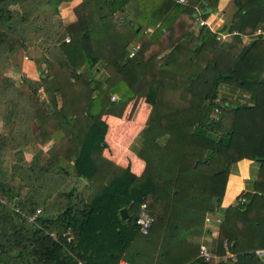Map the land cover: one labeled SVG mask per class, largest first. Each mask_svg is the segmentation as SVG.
Returning <instances> with one entry per match:
<instances>
[{"label":"trees","instance_id":"16d2710c","mask_svg":"<svg viewBox=\"0 0 264 264\" xmlns=\"http://www.w3.org/2000/svg\"><path fill=\"white\" fill-rule=\"evenodd\" d=\"M62 1L0 0V62L8 63L16 48L30 51L39 80L21 79L30 88L25 98L37 123L31 138L53 139L29 161L22 149L15 150L7 164L10 144L0 134V264H76L77 258L87 264H117L122 258L157 264L165 255L167 264H264L253 252L264 247V180L254 182V191L242 190L221 213L216 252H223L227 239L235 261H205L196 256L198 246L172 255V248L153 239L155 229L180 226L181 207L198 204L203 213L217 212L233 161L255 159L264 168V74L248 77L256 49L264 51V38L253 33L259 23L264 28V0H233L229 41L207 26L200 36L188 29L197 7L206 14L202 0H81L73 7L75 21L55 25L51 16ZM205 1L215 9L218 0ZM144 21L156 26L128 55ZM204 43L239 44L238 60L215 72L210 90L199 95L189 84L207 63L199 53ZM96 64L106 73L104 86L94 76ZM220 84L249 93L252 102L215 100ZM113 93L118 98L111 99ZM135 94L151 104L138 150L145 166L138 176L126 170L110 175L99 154L106 124L95 117L118 113ZM215 106L219 111L212 116ZM8 172L35 182L22 190L5 183ZM65 176L85 178L91 186L85 192L72 182L61 186ZM52 180L57 186L41 190ZM142 201L153 216L146 234L134 223Z\"/></svg>","mask_w":264,"mask_h":264},{"label":"crops","instance_id":"0c3cea01","mask_svg":"<svg viewBox=\"0 0 264 264\" xmlns=\"http://www.w3.org/2000/svg\"><path fill=\"white\" fill-rule=\"evenodd\" d=\"M80 1L81 0L62 1L58 5V13L51 16V22L55 25H66L75 21L76 16L73 7ZM232 11L233 0H218L215 9H211L210 12L202 16L211 25L209 28L217 31L218 37L222 40H230L226 22ZM114 17H122V20L124 19L123 14H115ZM135 25H137L136 28H138L139 24L135 23L134 26ZM155 26V23L148 21L142 22L139 31L141 35L138 39L136 37L132 41L128 49L130 50L133 47L137 48L139 43L155 28ZM257 27L262 28V24H257L254 30ZM188 29L191 30L193 34L200 36L203 28L193 21ZM242 38L244 39L246 36H242ZM83 42L85 43L86 40H83ZM198 42L200 43L201 40ZM227 45V47H220L204 43L199 53L207 58V63L205 67L198 71L189 84L192 91L199 95L209 91L215 72H225L237 62L238 57L235 49L239 44L235 46V43H233L231 46L230 43H227ZM24 55L27 57L25 58ZM93 69L94 76L98 78L101 85L104 86L103 80L106 73L103 67L96 64ZM2 72L4 74L0 71V75H3L5 79H7L6 81L10 82L11 85H7L4 88L6 101L8 103H4V105H6L4 107L7 108V111L5 109L4 112H0V134L8 138L14 134L22 135L26 133L30 135L29 138H31L32 134L36 131L37 123L30 115L28 103L25 98L27 94L30 93V88L23 83L26 89H19L17 84L13 83L14 79L20 77L29 78L33 82L39 80V70L36 68L30 51L16 48L10 55V61L3 65ZM262 74H264V51L261 46H258L250 63L248 77H259ZM14 89L18 90V96H21L18 97L17 100L9 98L11 97V91ZM37 91L39 94V91H42V87H39ZM112 95L118 98L116 93ZM223 97L242 99L248 102H252L253 100L249 93H240L237 88H232L226 84H220L218 86V97L215 100H219ZM10 105H19L18 107H21V110L17 108L20 112L17 111V115L15 113H9L8 110ZM150 111L151 104L145 99V96L142 94H135L124 103L118 113L105 112L95 117L96 121L102 120L106 124L103 137L104 142L99 154L106 160L102 165L109 169L108 174H118L123 170L129 171L137 176L142 173L145 162L138 155L141 143L140 134L146 124ZM52 141L53 139H47L46 142L41 143L35 141V143L42 151H46ZM32 142L33 141H31V144ZM6 148L10 147L7 146ZM9 151V149H6L5 154H8ZM28 152L30 155L28 156L25 154V161H29L32 157L33 152L30 149H28ZM6 163H8L7 160ZM5 177L6 176L3 177V180L5 183L9 184ZM69 177H72V184H75L79 192H85L88 190V187L91 186L90 181L85 178L68 176V178ZM261 180H264V168L260 166L257 160L242 157L233 161L229 167L224 195L219 205V212L223 213L227 206L234 203L235 198H237V195L242 190L254 191V182ZM181 215L182 219L178 228H170L165 231L161 227L160 229L154 230L153 239L159 247H161L162 244L163 246L165 245L172 248V255L182 254V251L186 249H196L200 244H207L211 248L215 247V240L219 227V223H216V219L219 217L216 214V210L214 212L203 213L201 206L198 204H190L189 208L185 206L184 208L181 207ZM171 234H174V238L172 239H170ZM212 260L216 261V259ZM167 261L169 260H167V256L165 255L163 258L161 257L157 264H167Z\"/></svg>","mask_w":264,"mask_h":264},{"label":"built area","instance_id":"2783aa9c","mask_svg":"<svg viewBox=\"0 0 264 264\" xmlns=\"http://www.w3.org/2000/svg\"><path fill=\"white\" fill-rule=\"evenodd\" d=\"M179 2H184V0H177ZM202 11L197 7L194 13V22L199 26H207L211 27V25L201 16ZM118 20H122V17H115ZM233 32H236L235 30ZM254 34H261L264 38V28L257 27L254 31ZM65 40H68V37H65ZM136 48H131L128 52V55H132ZM26 58L27 56L24 55ZM43 71L45 72L46 69L44 68ZM111 98L114 99L115 95H111ZM215 114L219 111V108L215 106L213 108ZM241 201L244 200V197L239 198ZM41 211V208H36L33 215L30 216V219L33 220L34 217ZM153 221V216L147 210V205L145 201L140 202L138 212L134 216V223L138 226L139 231L143 234H146L149 230V227ZM223 245V253H217L215 247L211 248L207 244H200L198 247V251L196 256L202 258L205 261H209L212 259H216L218 261L227 262V261H235L236 260V253L231 251L229 248V244L227 239H224L222 242ZM253 252L260 257L264 261V247H257L253 250ZM76 264H87L83 259H76ZM117 264H131L126 259H119Z\"/></svg>","mask_w":264,"mask_h":264},{"label":"rangeland","instance_id":"374dc122","mask_svg":"<svg viewBox=\"0 0 264 264\" xmlns=\"http://www.w3.org/2000/svg\"><path fill=\"white\" fill-rule=\"evenodd\" d=\"M140 33L141 32H138L137 39L141 35ZM3 65L4 64H2V62H0V71H1V73H3L2 72ZM42 72H44V71L42 70ZM4 80H7V79H5V77L3 75H0V112H4L5 109L7 111V108L4 107V106H6V105H4V103H8L6 101V95H5V92H4V88L7 86V84H6V82ZM21 80H22L21 77L20 78H17V79H14L13 80V83L17 84V86H18L19 89L22 88V89L25 90L26 89V87H25V84L26 83L23 82V81H21ZM23 83H25V84H23ZM15 90L16 89H14L13 91H11V97H9V98H13L14 100H17L18 97H21V96H18L19 91L18 90L15 91ZM44 95H45L44 91H39V96L40 97H44ZM18 103L20 105V102L19 101H18ZM19 105H16V106H13V107H18ZM18 108L20 109L21 107H18ZM211 115L212 116H215V112L212 111ZM22 136L16 135V136H12L10 139H9V137L7 138V140H9L8 144H10V146H9L10 148H7V150L9 149L10 151H9L8 154L7 153L5 154V156H6L5 159L8 162L7 164H10L15 159V155H14L15 150L22 149L23 156H25V154L28 155V156L30 155V153L28 152V149H30L32 152H35L37 149L39 150V147L35 143V140L33 139L34 140L33 141L32 138H29L30 135L26 134V137H22ZM31 141H33L32 144H31ZM14 144L15 145H18V146L16 148H13L11 145H14ZM10 156H11V158H10ZM41 161H42V159H40V162ZM52 176H53V174L51 175L50 179L52 178ZM5 179H7V181L11 185H14V186H22V190L30 189L33 186V183L35 182L33 180H25V182H23L17 175H15V174H13L11 172H8V174L6 175ZM53 180H54V177H53ZM70 182H72V177H69L68 178V176H65L64 179L61 181L60 185L62 186L64 184H67V187H68L69 186L68 184ZM45 186L52 187L53 188L54 186H57V185H55L54 181L53 182H47V183L44 184V186L41 188V190L44 191L46 189ZM80 186H81V184H80ZM236 199L237 198H235V201H236ZM41 207L42 206H39V208H41ZM219 210L220 209L218 208V210L216 212V214L219 216L218 217L219 220L216 219V223L217 224L220 223V221H221V213L222 212H219ZM137 239H139V237ZM135 244H132L131 246H134Z\"/></svg>","mask_w":264,"mask_h":264},{"label":"water","instance_id":"95a60500","mask_svg":"<svg viewBox=\"0 0 264 264\" xmlns=\"http://www.w3.org/2000/svg\"><path fill=\"white\" fill-rule=\"evenodd\" d=\"M202 4L203 5H205V9H204V12L205 13H208V12H210L211 11V7H209V6H207V3H206V1H202ZM137 27V25H135V28ZM213 199H215V197H213ZM119 213H120V216L122 217V218H125V217H127V215H128V213H127V211H126V208L125 207H121L120 209H119ZM131 264H135V263H131Z\"/></svg>","mask_w":264,"mask_h":264}]
</instances>
